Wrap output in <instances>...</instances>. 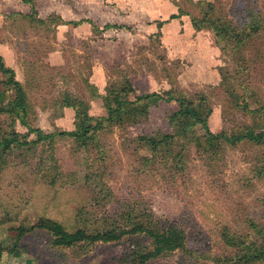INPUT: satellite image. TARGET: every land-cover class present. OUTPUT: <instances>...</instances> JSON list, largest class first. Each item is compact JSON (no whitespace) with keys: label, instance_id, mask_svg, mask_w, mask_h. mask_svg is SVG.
Instances as JSON below:
<instances>
[{"label":"rangeland","instance_id":"374dc122","mask_svg":"<svg viewBox=\"0 0 264 264\" xmlns=\"http://www.w3.org/2000/svg\"><path fill=\"white\" fill-rule=\"evenodd\" d=\"M33 9L0 0V58L27 102V126L0 113V143L19 141L0 145V264H137L152 247L144 233L53 247L42 219L68 232L185 231L184 251L145 264H264L223 237L263 247L264 142L205 145L200 125L173 135L178 104L164 100L203 93L213 134L264 130V0H33ZM150 93L164 99L135 102ZM116 95L133 107L109 117ZM84 115L95 125L86 139L60 134ZM29 129L54 137L31 143Z\"/></svg>","mask_w":264,"mask_h":264},{"label":"trees","instance_id":"16d2710c","mask_svg":"<svg viewBox=\"0 0 264 264\" xmlns=\"http://www.w3.org/2000/svg\"><path fill=\"white\" fill-rule=\"evenodd\" d=\"M24 4H28L33 9V0H20ZM205 20H197L193 17L192 23L194 26H202ZM223 26V25H222ZM226 25H224L225 27ZM228 37H231L229 35ZM227 46V44H226ZM224 49V48H222ZM0 72L3 79L0 80V113L5 112L9 114H14L20 120L22 125L27 126L25 121V115L27 111L26 95L24 93L22 85L14 79V72L6 67L0 58ZM13 90L14 97L8 101L6 105H3V99H5V91ZM165 99L158 95L157 93H150L135 97V102H139L142 107H146L151 103L157 102L159 99H164L165 101H175L178 104V110L171 116V124L174 127L173 135H182L188 130V128L200 125L205 133L206 143L205 145H213L215 141L220 140L226 144H235L239 141H248L253 143H263L264 142V130L259 132H254L251 129H246L240 133L231 134L229 137L225 133L220 132L219 134H213L210 132L207 126V118L211 114L209 105L206 103L205 95L203 93L194 95L197 98V103H194L188 96L181 92L171 93L166 92ZM142 102V103H141ZM114 103L116 107H107L108 115L111 117L114 113H118L122 107H133V103L130 101L121 100L120 96L116 95L114 97ZM65 106L74 108L75 105L71 101H66ZM141 112V111H140ZM79 112H76V116ZM179 121L176 123V120ZM90 119L84 115L82 121L77 126V129L72 132H65L60 134H68L75 137L77 140L86 139L88 137L90 130L95 128L89 124ZM138 121V120H136ZM29 128V127H28ZM264 129V128H263ZM31 132L35 133L36 139L31 141V143H36L38 141L50 139L54 137V134H43L40 129H29ZM141 140L150 145L157 144L155 137H141ZM173 139L172 134L163 135L159 142L167 141ZM12 143H19L16 136L12 139L4 138L0 145L3 146V150L9 148ZM218 145V144H217ZM262 171H264V162L262 163ZM38 228L46 231L51 235V246L53 247H71L79 242L94 244L96 242H111L119 239L121 236L126 234H136L144 233L151 240V249L139 253L137 256V264H145V262L155 259L163 254L173 252L176 250H185V244L187 241L186 233L183 229L174 226L166 225L165 227H148L141 223H136L131 229H108L105 231H99L97 233H89L84 229H77L73 232L66 231L59 223L42 219L39 221ZM229 234L223 235L225 242L229 245H234V247L239 248L241 258H246L247 260H256L264 257V244L262 248H258L253 244L244 245L245 243L234 237H228ZM262 239L264 240V230L262 234ZM250 249V250H249ZM1 252V249H0ZM226 257L216 259V261H225ZM26 264H32L31 261H27Z\"/></svg>","mask_w":264,"mask_h":264}]
</instances>
